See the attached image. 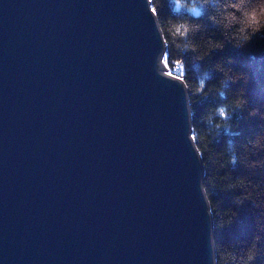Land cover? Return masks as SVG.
<instances>
[{
  "label": "water",
  "instance_id": "1",
  "mask_svg": "<svg viewBox=\"0 0 264 264\" xmlns=\"http://www.w3.org/2000/svg\"><path fill=\"white\" fill-rule=\"evenodd\" d=\"M165 53L151 0H0V264H215Z\"/></svg>",
  "mask_w": 264,
  "mask_h": 264
},
{
  "label": "trees",
  "instance_id": "2",
  "mask_svg": "<svg viewBox=\"0 0 264 264\" xmlns=\"http://www.w3.org/2000/svg\"><path fill=\"white\" fill-rule=\"evenodd\" d=\"M151 7L166 44L164 63L181 68L187 88L215 264H264V33L237 48L202 0H151ZM205 74L211 78L201 88L197 79ZM253 109L259 111L249 115Z\"/></svg>",
  "mask_w": 264,
  "mask_h": 264
},
{
  "label": "clouds",
  "instance_id": "3",
  "mask_svg": "<svg viewBox=\"0 0 264 264\" xmlns=\"http://www.w3.org/2000/svg\"><path fill=\"white\" fill-rule=\"evenodd\" d=\"M202 2L205 9H211L210 21L217 28H222L226 34L231 33L234 47L244 48L253 36L264 33V0H202ZM210 78L208 74L198 78L199 86L203 88ZM224 87H227V82ZM219 94L221 97L224 95L223 92ZM238 107L243 110V103ZM258 111L259 109H253L249 115ZM217 113L221 118L228 115L223 105L217 107ZM261 116L264 118V114ZM231 162L233 166L236 164L235 156L231 157Z\"/></svg>",
  "mask_w": 264,
  "mask_h": 264
},
{
  "label": "built area",
  "instance_id": "4",
  "mask_svg": "<svg viewBox=\"0 0 264 264\" xmlns=\"http://www.w3.org/2000/svg\"><path fill=\"white\" fill-rule=\"evenodd\" d=\"M164 58H163L164 73L167 74L168 76L181 80V75H182L181 68L178 66L172 68L167 67L164 63Z\"/></svg>",
  "mask_w": 264,
  "mask_h": 264
}]
</instances>
